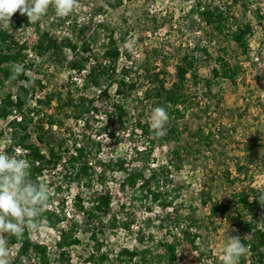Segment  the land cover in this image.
Returning a JSON list of instances; mask_svg holds the SVG:
<instances>
[{"label": "rangeland", "instance_id": "374dc122", "mask_svg": "<svg viewBox=\"0 0 264 264\" xmlns=\"http://www.w3.org/2000/svg\"><path fill=\"white\" fill-rule=\"evenodd\" d=\"M221 1L227 6L230 5V0H219V3ZM107 2L108 0H78L73 13L63 18L57 16L54 7L50 6L41 17L40 25L47 28L59 42L69 39L75 46H79L80 41L87 40L96 32L98 41L91 48L99 60H102L100 47L106 34L99 25L109 26L115 32L120 51H127L130 57L127 61L125 56H122L118 64L132 66L133 72L129 74V78L134 80L140 78L141 68L144 63H148L150 68H155L156 71L164 70L167 86H170L174 80V67L184 54L198 58L197 74L200 79H208L211 77V70L217 66L215 58L219 47L227 48L226 58L237 64L240 69L235 78L216 79L208 92L203 84L195 88L187 82L185 92L188 96V109L184 117L178 121L180 135L173 141L160 143L157 140L151 156L152 167L168 165V161L173 160L171 151L174 149L180 151L181 164L178 169L168 167L169 177L167 187L164 188L172 193L175 211L181 215L193 212L197 228L196 231L192 230L199 236L195 241L198 249H192L186 244L181 233H178L171 223L161 222L160 219L165 213L170 212V209L163 206V202L158 203L152 213H146L139 202L134 201L129 195L117 192V183L122 179V174L113 173L108 176L106 186L112 194V214H116L118 218L132 215L135 224L130 231L107 229L104 233L98 234L97 238L103 244L101 252H106L108 258L115 261V255L121 248L131 249L136 246V233L141 229L146 236L144 245L153 247L154 250L161 242H176L177 261L174 264H218L222 262L220 257L224 245L231 236H237L233 226L235 210L232 208L226 215L208 220V208L200 204L202 188L210 190L212 201L222 203L231 192L237 191L241 186L251 185L257 190L264 187V0H250L252 12L246 17L241 15L238 7H232L230 10L232 17L242 18L252 24L249 36L250 54L247 58L238 55L232 42L223 40L221 45H217L214 41H209L205 33L190 26L191 21L187 13L192 0H121L114 9L110 8ZM256 7L262 12V20H257L253 16ZM35 39L32 26L19 30L15 35V41L19 45H25L27 50ZM24 53L28 54L26 64L32 61L30 68L25 71V76L30 80H40L41 84V87L36 86L26 99L28 108L33 106L35 100L41 101L43 96L50 92H61L63 96L67 93L74 99L85 98L87 108L90 107L91 101L92 107L98 110L97 113L90 111L89 114L77 117L75 113L67 112L68 118L65 119L64 111H53L55 104L52 103L43 114L51 112L55 114L58 122L55 133L64 136L65 132L70 130L79 140L84 139L92 149L99 143L101 148L98 158L102 160L123 158L131 163L134 150L141 149L147 142V139L135 129L134 123L139 118L138 120L146 121L151 127L150 117L153 109L145 103L139 104L135 101L141 96L140 93L132 94L126 102L114 96L112 91L109 99L103 97L99 90L85 83L86 73L80 75L67 73L69 62L72 60V50H64L66 60L62 65L56 64L49 55L37 57L27 51ZM80 56L86 60L88 68L93 64V60L87 57V54ZM16 87L8 82L0 86V103L9 94L14 97ZM122 103L128 114L127 120L120 125L117 117L109 119L106 113L111 114L113 104ZM10 118H0V151L4 152L14 144L7 126V120ZM104 128L111 133V139L107 137V131L101 134ZM196 131L210 137V147L206 145L208 140L204 144L194 138L193 133ZM65 137L68 138L67 135ZM67 143L70 147V142ZM8 154L18 156L14 150ZM236 164L246 168L248 175L244 179L240 177V182L236 185L229 186L224 178L226 172L230 179L237 176ZM44 174V183L48 186L49 192L55 190L57 186H62V193L57 195L58 199L66 201L77 192L75 184L67 189L62 175H57L56 172ZM95 191L99 190L95 187ZM82 192L84 202H87L85 191ZM174 193L177 194L176 198ZM49 206L52 210L59 208L56 200L46 208ZM64 214L66 220L60 228H65L69 222L80 219L70 205H65ZM241 216L248 217L244 212ZM258 216L260 217L258 226H264L262 225L264 216L261 214ZM83 229L78 232L80 245L68 250L70 264H93L88 260L89 254L94 250V244L89 238L90 233ZM30 238L36 244L45 248L50 247L47 253L52 264H56L54 260L57 252L53 249V244L58 241L56 230L53 232V229L47 228L45 224H39L37 230L30 231ZM9 248L10 264H29L17 259L15 246L9 245Z\"/></svg>", "mask_w": 264, "mask_h": 264}, {"label": "trees", "instance_id": "16d2710c", "mask_svg": "<svg viewBox=\"0 0 264 264\" xmlns=\"http://www.w3.org/2000/svg\"><path fill=\"white\" fill-rule=\"evenodd\" d=\"M107 3L110 8L114 9L121 3V0H108ZM191 3L187 13L191 27L205 33L209 41H214L217 45H221L223 40L232 42L238 51V55L246 58L249 56V36L251 35L252 24L242 18L232 17L230 10L232 7H238L241 15L246 17L248 13L252 12L250 0H230L229 6L222 1L219 3V0L218 2L192 0ZM259 9V7L255 8L253 16L257 20H262V12ZM10 23L11 26L7 30L0 28V86L8 82L17 87L14 97L9 94L0 103V118L10 117L14 111L21 113L22 118L20 121L13 119L8 122L11 129L10 137L14 144L9 146L7 152H13L14 146L19 147L22 152L18 154V157L29 161L33 181L44 183V173L56 172L57 175H62L63 182L68 186L67 189L73 184L78 189L72 200L73 209L76 215L80 216V219L69 222L65 228H60V225L66 220L64 214L66 201L57 198V195L62 193L61 185L49 192L48 204L51 205L56 200L59 207L58 211L49 209L51 207L49 206V208L44 209L39 218V224H45L47 228L59 233V240L55 243L58 252L54 260L56 264H70L68 250L80 245L78 232L82 231L83 228L90 233L89 238L94 244V250L89 254L88 260H91L93 264L176 263V242H161L158 244L161 250L158 247L154 250L155 248L144 245L146 236L141 229L136 233V246L131 249L121 248L115 255V261L110 260L106 252H101L103 244L99 242L98 234L104 233L107 229L130 231L135 224L132 215L126 218H118L116 214H112V194L106 186L108 176L113 173L122 174V179L117 183V192L129 195L134 201L139 202L140 207L146 213H152L154 207L163 202V206L170 209V212L165 213L164 217L160 219L161 222L171 223L175 226L174 228L177 229L178 233H181L184 242L189 244L192 249L197 250L195 241L199 236L192 230L195 229L196 231L197 228L193 212L181 215L175 211L172 193L164 188V186L167 187L166 183L169 177L168 167L179 168L181 153L178 149L172 150L173 160H169L168 165L156 167H152L151 156L157 140L160 143L173 141L180 135L178 121L184 117L188 109V96L185 92L187 82H190L195 88L203 84L208 92L216 79L235 78L237 76L240 68L226 58L227 48L219 47L215 58L217 66L211 70V77L208 79H200L197 74L196 63L198 58L184 54L178 59L174 67V80L170 86H167L164 70L156 71L155 68H150L148 63H144L141 68L140 78L137 77L136 80L129 78V74L133 72L132 66H120L118 63L122 56H125L127 61L130 57L127 51H120L115 32L105 24L99 25V28L106 33L100 47L102 60H99L92 53L93 49L91 48L98 41L96 32L87 40L80 41L79 46H75L69 39H63L59 42L49 33L47 28L40 25V20L36 23H30L28 17L21 15L19 11L12 16ZM29 26L33 27L36 39L27 50L25 45H19L15 41V35L19 30ZM64 50L73 51L68 69L77 74L86 71L88 67L86 60L80 56L81 54H87V57L93 60V64L86 71L85 83L99 90L103 97L109 99L110 91H112L114 96L126 102L132 94L139 92L141 96L135 100L137 103H145L152 109L164 107L169 115L166 135L156 137L150 125L144 120H138V118L134 127L147 139V142L141 149L136 148L134 150L131 163H128L123 158H108L106 160L98 158L100 144H95L96 150L89 148V144L84 142V139L79 140L70 130L65 132L68 138L63 134L55 133L56 130L52 129L58 123L55 114L53 112L43 114V111L51 107L52 103L55 104L53 111H64L65 119L68 118L67 112H73L77 117H81L85 113L98 112L92 107L91 101L89 102L90 107L87 108L85 98L74 99L67 93L63 96L61 92L45 94L41 101L35 100L34 105L28 108L26 99L35 87H41V84L40 80H30L25 76V71L30 68L32 61L30 64H26L25 59H27L28 54H25L24 51L37 57L49 55L56 64L62 65V62L66 60ZM77 57L81 58L77 59ZM18 63L24 66L25 71L16 79H11L12 69ZM25 82L31 86H26ZM111 110V114L106 113V117L109 119L117 117L119 124H124L128 114L124 104H113ZM101 131V134L107 131V137L112 138L111 133L106 128ZM193 136L200 143L205 144V141L208 140L206 145L210 147V137L204 136L201 131L194 132ZM67 141L70 142V147ZM94 150L96 152L93 154ZM197 151L200 153L199 150ZM235 173L237 176L230 179V175L226 172L224 179L229 186L236 185L240 182V177L244 179L248 175L246 168L239 164L235 165ZM95 187L99 191L94 192ZM204 189L202 188L200 192V204L208 208V220L224 216L232 208L235 210L233 226L237 236L241 238V242L249 249L247 255L240 258L239 264H264V226H258V219L260 218L258 214L264 216V207L259 203V197L264 194V187L257 190L251 185L241 186L237 191L231 192L225 202L222 203L212 201L210 190ZM82 190L85 191L84 195L88 199L87 202H84ZM176 197L177 194L174 193V198ZM243 212L249 218L241 216ZM5 239L8 240L10 246H19L16 249L17 259L29 264L31 261H34L33 264H52L47 249L32 241L30 231L27 228H24L21 237L8 234L5 235ZM218 264H222V262Z\"/></svg>", "mask_w": 264, "mask_h": 264}, {"label": "clouds", "instance_id": "9594fccd", "mask_svg": "<svg viewBox=\"0 0 264 264\" xmlns=\"http://www.w3.org/2000/svg\"><path fill=\"white\" fill-rule=\"evenodd\" d=\"M77 3L78 0H0V28L7 30L17 11L26 15L30 23H36L50 6L54 7L57 16L63 18L73 13ZM24 71L22 64L15 65L11 79H16ZM150 120L151 130L156 137L166 135L169 115L164 107H155ZM30 168L27 159L0 151V264H10L11 253L5 234L19 238L24 228L37 230L39 218L49 202L48 186L42 181H33ZM259 203L264 207V194L259 197ZM248 251L239 236H231L223 247L220 259L222 264H239L240 258L246 256Z\"/></svg>", "mask_w": 264, "mask_h": 264}, {"label": "built area", "instance_id": "2783aa9c", "mask_svg": "<svg viewBox=\"0 0 264 264\" xmlns=\"http://www.w3.org/2000/svg\"><path fill=\"white\" fill-rule=\"evenodd\" d=\"M87 70H88V67H87ZM87 70H86V71H87ZM86 71H82L81 74H82V73H86ZM67 73H68V74H71V73H75V72L72 71V70H71V71L69 70ZM79 75H80V74H79ZM33 105H34V104H33ZM10 117H11V118L7 120V126H8V122L11 121V120H13V119H15L16 121H20L21 118H22V114H21V113H16V111H14V112H13V115H11ZM8 118H9V117H8ZM71 123H72V121H71ZM78 125H80V121H78ZM56 128H57L56 125H54V126L52 127L53 130H56ZM8 129H9V131L11 132V129L9 128V126H8ZM14 150H15L16 153H18V154H21V152H22V151L19 149V147H16V146H14ZM23 153H24V152H23ZM75 194H76V193H74L71 197H69L68 200H66V203H67V204L65 203V205H70V206L73 208V200H72V199H73V197L75 196ZM49 209H50V208H49ZM54 210H55V211H58L56 208H54ZM53 232H54V230H53ZM56 234H57V239L59 240V233H58L57 231H56ZM15 247H16V249H18L19 246H18V245H15ZM46 249H47V251L49 252L51 248H50V247H47ZM53 249L57 252V250H56V246H55V243L53 244ZM57 253H58V252H57ZM48 255H49V254H48Z\"/></svg>", "mask_w": 264, "mask_h": 264}]
</instances>
